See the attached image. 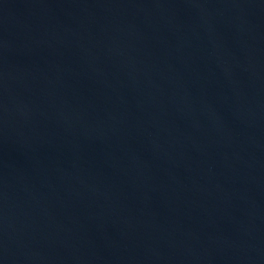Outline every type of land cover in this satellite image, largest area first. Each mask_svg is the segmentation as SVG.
<instances>
[{
	"label": "water",
	"instance_id": "95a60500",
	"mask_svg": "<svg viewBox=\"0 0 264 264\" xmlns=\"http://www.w3.org/2000/svg\"><path fill=\"white\" fill-rule=\"evenodd\" d=\"M0 264H264V0H0Z\"/></svg>",
	"mask_w": 264,
	"mask_h": 264
}]
</instances>
